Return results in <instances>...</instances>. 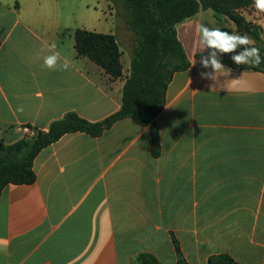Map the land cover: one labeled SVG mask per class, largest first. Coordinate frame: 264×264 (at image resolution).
Wrapping results in <instances>:
<instances>
[{"label":"crops","instance_id":"1","mask_svg":"<svg viewBox=\"0 0 264 264\" xmlns=\"http://www.w3.org/2000/svg\"><path fill=\"white\" fill-rule=\"evenodd\" d=\"M58 3L0 0V138L7 145L70 112L95 123L122 106L130 75L123 55V77L113 80L75 48L78 29L117 33L85 25L60 33ZM206 16L214 15L202 11L177 26L190 67L174 75L157 118L160 155L152 154L149 126L132 119L100 137L67 134L44 149L36 182L11 184L0 199V264H141L144 254L178 264L174 240L189 264L222 254L264 264V72L222 62L228 76L201 79L210 71L196 58L202 50L183 39L194 41ZM51 45L69 70L41 67Z\"/></svg>","mask_w":264,"mask_h":264},{"label":"trees","instance_id":"2","mask_svg":"<svg viewBox=\"0 0 264 264\" xmlns=\"http://www.w3.org/2000/svg\"><path fill=\"white\" fill-rule=\"evenodd\" d=\"M116 10L117 18L135 36L130 75L123 87L122 106L119 111L99 122H90L76 112L53 121L48 131L36 130L33 137L24 136L7 145L0 138V199L4 189L13 185H31L37 180L34 163L39 154L62 137L72 133H86L100 137L116 123L132 119L136 124L149 126L152 136V154L160 155L161 142L157 118L166 106L167 92L174 75L190 67L186 50L179 39L177 26L211 10L218 24L225 19L233 21L238 33L248 35L264 58L263 29L248 22L239 11L254 6L253 0H108ZM75 48L79 56L87 57L113 79L123 77L122 51L116 35L100 34L85 29L75 32ZM197 54L196 58L200 59ZM235 69H254L264 72V63L234 65ZM178 264H189L179 243L174 240ZM141 264H159L149 254L139 257ZM208 264H238L231 256L210 257Z\"/></svg>","mask_w":264,"mask_h":264},{"label":"rangeland","instance_id":"3","mask_svg":"<svg viewBox=\"0 0 264 264\" xmlns=\"http://www.w3.org/2000/svg\"><path fill=\"white\" fill-rule=\"evenodd\" d=\"M107 1L108 0H59L55 11L56 16L53 18V22H58V30L60 31V33L64 29L74 30V28L81 25L87 26L92 31L96 30L116 32L117 39L120 43L121 51L123 53L125 68H127V66H131L132 50L135 44V36L130 30H128L123 19L120 17L117 18L116 10L114 8H112L113 19L110 18V10L105 4L107 3ZM239 14L242 15L246 21L261 26L264 31V12H260L255 9L254 6H252L250 8L240 10ZM106 20L109 21L106 23ZM201 23L205 24L210 28H220L222 30L238 33L237 25L229 19H225L223 23L218 25L214 16H206ZM186 38L187 36L185 35L183 39L184 42L192 46V37H188L187 39ZM188 50L189 54L193 57V53L190 48ZM200 55H207V51L200 53ZM230 56L228 57V59L230 60H228L229 63L235 64L231 60ZM222 57L227 56L226 54H224Z\"/></svg>","mask_w":264,"mask_h":264},{"label":"clouds","instance_id":"4","mask_svg":"<svg viewBox=\"0 0 264 264\" xmlns=\"http://www.w3.org/2000/svg\"><path fill=\"white\" fill-rule=\"evenodd\" d=\"M253 2L255 9L264 12V0H253ZM195 33L196 38L193 41V49H201L202 53L207 51V55H201L199 61L201 68L210 69V71L199 73L200 78L203 80L217 81L220 76L226 77L230 74L231 69L227 68L221 60L224 54H231L230 58L237 66H259L264 63L260 49L251 46L254 45V41L246 34L241 35L220 28H210L203 23L196 25ZM54 48L55 45H51L47 49L49 54L42 56L43 64L41 67L48 70H69V62L67 60L61 61L59 53L53 51ZM44 51V49H41V53ZM196 63L197 61L193 59L191 66H195ZM212 90H217L215 85L212 86ZM17 111L23 112V107H19Z\"/></svg>","mask_w":264,"mask_h":264},{"label":"built area","instance_id":"5","mask_svg":"<svg viewBox=\"0 0 264 264\" xmlns=\"http://www.w3.org/2000/svg\"><path fill=\"white\" fill-rule=\"evenodd\" d=\"M36 133H37V131L35 129H32V128L26 129V136H28V137H33L36 135Z\"/></svg>","mask_w":264,"mask_h":264}]
</instances>
